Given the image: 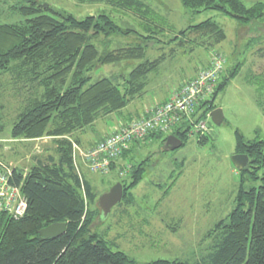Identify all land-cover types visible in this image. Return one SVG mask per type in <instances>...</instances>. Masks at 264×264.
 Returning a JSON list of instances; mask_svg holds the SVG:
<instances>
[{
	"label": "trees",
	"instance_id": "16d2710c",
	"mask_svg": "<svg viewBox=\"0 0 264 264\" xmlns=\"http://www.w3.org/2000/svg\"><path fill=\"white\" fill-rule=\"evenodd\" d=\"M47 1L24 2L17 9L24 18L22 22L0 24V98L5 96L1 87L6 82L13 96L20 98L22 109L10 138L33 141L47 137L52 138L54 146L53 155L35 158L29 169L12 168L10 181L26 198L27 208L19 218L0 213V264H136L91 232L98 215L97 196L82 173L81 168L87 170L85 163L81 160V167L74 162L72 144H78L79 140L72 135L109 115L121 114L145 95L150 76L166 60L163 52L150 59L148 44L178 47L190 44L210 50L224 42L226 34L209 19L162 42L159 36L165 32V25L158 24L154 8L141 0H77L82 4L105 5L140 21L143 34L137 33L136 44L100 56L94 41L122 33L114 20L105 14L78 19L70 13L55 11ZM181 3L193 14L215 10L236 19L247 27L249 35L258 36L255 40L264 36V0H253L250 6L242 0H181ZM174 51L171 49L168 54L172 56ZM254 54L264 58V47ZM120 62L137 65L127 78L119 81L102 78L88 85L92 69ZM239 69L237 64L229 74L222 73L212 99L200 106L196 120L217 108L215 97ZM251 83L256 87V103L264 113V72L254 74ZM2 108L0 103V111ZM187 132L185 126L172 135L183 145L188 139ZM167 137L153 133L146 140H161L164 146ZM207 139L197 142L202 145ZM133 147L122 154L121 161L110 165V173L116 170L117 175L122 172L125 175H118L122 199L128 189L141 181L146 169L147 160L130 162ZM235 154L248 157L249 164L242 171L257 179L258 170L264 169V140L245 143L237 134ZM260 180L259 187L239 192L228 220L216 224L210 232L212 235L214 230L219 231L217 239L213 235L209 253L192 263L157 260L149 264H264V175ZM55 223L66 224L63 235L40 236L41 229Z\"/></svg>",
	"mask_w": 264,
	"mask_h": 264
},
{
	"label": "rangeland",
	"instance_id": "374dc122",
	"mask_svg": "<svg viewBox=\"0 0 264 264\" xmlns=\"http://www.w3.org/2000/svg\"><path fill=\"white\" fill-rule=\"evenodd\" d=\"M141 1L154 8L157 14L155 20L160 26L165 25V32L159 36L162 42L189 26L209 19L226 34V40L210 50L190 44L184 47L148 44L147 56L150 59L157 58L163 52L166 60L150 76L146 100L158 95L159 90H173L193 78L208 64L211 52L221 53L226 58L223 74H229L237 64H240V69L215 97L216 109L222 111L223 122L217 126L210 118L206 120V143L200 145L196 137L187 135L186 142L171 151H164L165 144L163 146L161 140L145 139L132 144L130 162L147 160L143 178L126 191L125 197L113 206L107 217L101 215L100 209L97 210L91 232L107 242L113 251L122 252L136 264H149L157 260L192 263L210 252L213 235L217 239L219 231L214 230L212 235L210 232L216 228V224L228 220L236 207L239 192H247L262 184L263 168L258 170V178L253 179L249 172L236 169L231 157L235 155L237 134L245 143L264 140V113L256 103L257 91L251 83L254 74L264 72V58L254 54L264 47V36L255 40L258 36L249 35L247 27L219 11L193 14L182 5L181 0ZM242 1L246 6L253 2ZM23 3V0H0V24L22 22L24 18L17 9ZM47 3L55 11L70 13L78 19L100 14L110 16L122 33H115L110 38L101 36L94 41L100 56L136 44L137 33L143 32L138 19L105 5L82 4L77 0H48ZM171 49L175 50L172 56L168 54ZM136 65L137 62H120L98 66L88 73V85L102 78L114 81L127 78ZM5 80L3 78V82ZM3 85L1 94L5 96L0 98L3 106L0 111L1 138L10 137L18 112L22 110L20 98L13 96L9 84L4 82ZM136 103L133 106L137 109L140 102ZM129 106L113 119L105 117L98 120L91 130H87L88 136L85 138L97 140L104 132L117 128L116 123L133 118V106ZM49 139L51 141L36 139L33 140L36 142L27 143H18L19 140L11 138L9 142L0 141L12 148L1 150L0 162L9 168L29 169L35 163V158L53 155L52 138ZM76 146V162L82 167L79 151L85 149L79 143ZM81 169L90 181L97 200L119 183V176H125H118L116 170L102 175Z\"/></svg>",
	"mask_w": 264,
	"mask_h": 264
},
{
	"label": "built area",
	"instance_id": "2783aa9c",
	"mask_svg": "<svg viewBox=\"0 0 264 264\" xmlns=\"http://www.w3.org/2000/svg\"><path fill=\"white\" fill-rule=\"evenodd\" d=\"M225 65L226 58L221 53L211 52L208 64L193 78L174 89L165 102L152 105L141 117L113 129L94 147L79 151L88 172L108 174L110 165L121 161L122 154L134 142L143 141L153 133L169 136L176 130H184L186 126L187 135L196 137L197 141L208 137L206 120L210 118V112L200 120L196 118L200 106L212 99ZM72 148L73 159L77 164L75 143ZM124 166L129 168V165ZM11 176L12 168L0 162V213L7 212L19 218L26 212L27 200L19 187L10 181Z\"/></svg>",
	"mask_w": 264,
	"mask_h": 264
},
{
	"label": "water",
	"instance_id": "95a60500",
	"mask_svg": "<svg viewBox=\"0 0 264 264\" xmlns=\"http://www.w3.org/2000/svg\"><path fill=\"white\" fill-rule=\"evenodd\" d=\"M26 3H31L33 0H23ZM46 7V6H45ZM210 119L215 125H221L223 122V114L220 109H214L209 114ZM182 146V141L178 139L176 136L169 135L166 138L165 149L167 151L178 149ZM231 162L234 167L238 170L245 169L249 160L246 155L243 154H235L231 157ZM123 197V187L121 183H116L110 190L104 192L100 195L97 200V207L100 209L101 215L103 217H107L111 212L113 206L120 203ZM66 232V224L65 223H55L51 224L39 232L40 236L43 238H57L63 235Z\"/></svg>",
	"mask_w": 264,
	"mask_h": 264
},
{
	"label": "crops",
	"instance_id": "0c3cea01",
	"mask_svg": "<svg viewBox=\"0 0 264 264\" xmlns=\"http://www.w3.org/2000/svg\"><path fill=\"white\" fill-rule=\"evenodd\" d=\"M180 86V85H179ZM179 86H177V87H179ZM176 87V88H177ZM176 88H174V89H176ZM173 89V90H174ZM173 90H168V91H165V92H161V90H159L158 91V95H155L154 96V98H152L151 100H146L145 98L147 97L146 95H147V91H146V93H145V95L143 96V97H141L140 99H138V100H135V101H133L131 104L132 105H130L129 107H131V106H133V105H135V104H138V103H136V102H140L139 103V107L136 109V106H133V110L131 111L132 112V114H133V118H129V119H127V120H125V121H120V122H118V123H116L115 124V127L117 126V127H119V126H121V125H124L125 123H127V122H129V121H131V120H134V119H137V118H139V117H141V115L148 109V108H150L152 105H154V104H158V103H163V102H165L169 97H170V94H171V92L173 91ZM124 111V110H123ZM128 114H129V112H128ZM117 114H113V115H109L107 118H114V116H116ZM87 130H91V127H89V128H86V129H84V130H82V131H77V132H75L73 135H72V138H76V139H78L79 140V144H80V146L83 148V149H85V150H87V149H90L91 147H93L97 142H99L100 140H102L109 132H107L106 130V132H104L103 134H102V136L99 138V139H97V140H94L93 138H85L86 136H88L87 135ZM9 139H10V137H0V141H1V143H3L4 141H7L8 140V142H9ZM50 140L51 141V139H49V138H42V139H39V140H36V141H45V142H48V141ZM36 141H26V140H19V141H17L18 143H27V142H36ZM0 143V153H1V150H2V152L3 151H5V149L7 150V149H9V150H11L12 148H11V145H4V144H1ZM134 145V144H133ZM133 145H131V147L133 146ZM130 147V148H131ZM2 154V153H1ZM0 154V155H1Z\"/></svg>",
	"mask_w": 264,
	"mask_h": 264
}]
</instances>
